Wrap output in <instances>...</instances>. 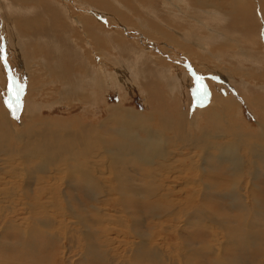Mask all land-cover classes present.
Instances as JSON below:
<instances>
[{
    "label": "bare ground",
    "instance_id": "bare-ground-1",
    "mask_svg": "<svg viewBox=\"0 0 264 264\" xmlns=\"http://www.w3.org/2000/svg\"><path fill=\"white\" fill-rule=\"evenodd\" d=\"M56 1L59 2L61 6H56ZM156 1L159 2L158 0H80L78 4L84 9H90L92 11L95 10L97 14H103L105 18H115V15H118L129 26L131 24H129L130 20L135 22L138 20L137 16L141 14L140 12L142 10H149L150 14L155 13L154 10H158L156 7ZM208 1L210 0H185L184 3L190 7V11L206 13L205 11L212 10V8L208 7ZM216 1L224 2V8L231 10L229 14L232 19L236 16L237 18L244 20V13H246L249 7H251L245 2L246 0ZM0 2L6 6L5 10L7 13L15 12L18 14L19 18H22V16L26 18L23 22L24 25L22 26L24 27L25 31H30L27 37L20 40L16 34V31L11 30L9 31V34L7 32L6 35L12 36H9L7 39L5 38L7 51L10 50V52L20 60V65L22 64L23 59L21 53L25 49L24 42L27 44V52L31 57L32 55L30 52L32 50L33 53H35L37 50L46 51V49H50L51 52L55 54H60L59 52H61V49H64V51L67 49L68 52L71 51L70 46H68L67 43L65 46L61 44L60 41L58 42L56 39L47 37L49 32L50 34H57L56 32L60 30L61 33L59 34L62 35L63 33L65 35L63 37H66L67 42L71 41V43H73L72 38L74 36L72 27L74 26H71L69 23L78 26L83 32L87 31L84 33H86V37H91V43L93 42L98 55L100 54L105 57L108 55L107 53H104L105 48L102 49L104 46L101 47L100 40L96 36V31L105 30L106 28L103 27L104 25L102 26V21L98 20L99 18L96 19L84 13L78 14V12H75L77 14L76 15L67 4H64L58 0H0ZM95 2L99 3V5L102 3V9L98 8L99 6L96 7L98 4L96 5ZM256 2L258 3V7L260 6V12L263 14L262 20L264 21V0H257ZM48 3H51V6ZM92 3H95L96 6L92 5ZM161 4L163 6L166 3L161 0ZM110 7L111 11L109 13L106 9ZM201 7H204L205 11L200 10ZM121 9H125L126 12L123 13L124 10L122 11ZM38 10L42 11L43 16H38ZM164 12L165 11L162 10V15ZM164 17L167 18V16H163L161 19L150 18L144 20L141 17L139 18L143 23L142 25L145 27L144 29L148 30L149 36L152 38L159 41L164 40L174 43L176 38L174 36L179 35L180 42L175 43H177V46L180 48H186L187 45L183 44L187 42L184 36L187 34V32L182 33L176 26L185 19L180 20L176 17L168 16V19L170 18L171 23H174V25L164 19ZM246 18L248 19V24L245 25L250 39L245 37L243 42L245 46L248 47L247 49L250 52L251 50L253 51V62L250 63L252 67H256L258 69L259 64H263L262 62H264V47L262 46L261 41L259 42L257 39H255L256 36H254V34H256L257 37H259L261 30L260 27L256 26L259 21L256 16H253L252 18ZM121 19L120 22H122ZM51 25L53 27H51ZM212 29L209 28V31ZM213 30L212 32H214ZM153 31L159 32V35H156L155 33L153 34ZM252 32L255 33L251 35ZM106 34H108L107 36L109 39H114L116 38L115 36H117V38H121L118 34L111 33V31H107ZM214 36L215 35L208 33L207 37H203V39H197L195 41L194 34H191L190 39L193 42L192 44L199 49L198 53L201 55V57L202 55H205L209 56L210 58L215 56L216 58V56H222L226 53L222 49V43L220 41L217 42ZM44 39L48 40L46 46L42 45V40ZM107 39L108 38H106V41L102 40L106 46L110 43ZM114 43L118 44L122 51L125 49V53L126 50L128 51L129 49V52L132 53L133 56L136 55L135 59L138 60L139 64L132 60V64H130L131 67H129L128 64V67L130 68L129 71L136 74L134 70L139 69L143 71L142 75L145 77L150 74L144 68H146L145 66H147L151 60L153 62L154 59L151 57H144L143 59V56H145V51H139L137 54H135L134 51L142 50L135 43V45L132 44L129 46L130 48L128 45L124 44L122 47V40H114L111 41L110 44ZM210 46H216L215 51H212ZM257 49H259V52L256 51ZM191 52L193 53V51ZM246 52L248 54V51ZM71 54L72 52L70 55ZM83 54L84 52L81 51V55ZM193 54L195 57L194 61H196L198 65H201V61L207 60L209 62L210 60L207 57V59L202 60L203 58H200V56L196 55L195 53ZM45 56L46 53L43 54V57ZM24 57L26 59L27 66L32 63V60L30 61L29 57ZM67 58H71V56ZM83 59L85 60V56H83ZM215 61L217 60L215 59ZM127 62H129V60ZM238 62L245 64L246 62H249V60L247 58H243L238 60ZM44 63L46 66L50 65L52 69H54L53 72H49V75L45 74L46 77L49 76V79L51 77L53 79L51 80L52 82H49V84L55 82L63 84L62 81L64 77L62 75L64 74V71H62L63 64L61 60H47L44 61ZM91 63L92 64H87L90 69H87V73L85 72L86 79L84 78L85 81H87L91 79L90 77L92 74L95 73L97 76L96 79L88 81H91L90 84H87V86H90L89 88L91 89L86 87L83 88L84 90L78 91V88L76 89L74 86H70L68 80H65L64 82H67L68 86L70 87H62L63 89L59 93L61 99L64 100L66 97L72 95L73 92L76 91L77 95L81 96L82 102L87 103L86 106L89 109H95L96 105H104L106 103L105 96L106 92L108 91H106L105 87H103L104 85L101 77L102 75L96 71L99 65L96 64L94 59H92ZM159 63L160 62L156 61L157 65H154V63L152 64L153 69L155 70L153 73H155L159 81H155L152 86H149L150 91L154 90L153 92L157 94L159 98H162V91L160 90L161 88H159V83L160 81L162 82L166 80V86H168L167 88H169L170 91H173V93L179 94L181 97H183V99H186L185 97L189 96L187 93L186 84L189 83V81H192V79H190L188 74L180 73V70L178 71L175 66H168L166 64ZM1 68H3V65L1 64L0 60V69ZM123 68L128 69L124 67V65ZM147 69H149V67ZM60 70L63 74L60 72ZM108 72H110V70ZM162 72H165L167 75H165V73L161 75ZM36 73L39 75L42 72H35V74H31L32 79L31 81H28V88L26 87V90L28 89V91H25L26 93L28 92L27 95L30 94L31 91H38L34 89L36 82L33 77H36ZM60 75L63 77V79ZM83 75L85 76V74ZM58 76L59 78L57 79ZM67 76L68 75L66 74L65 78ZM129 78L130 76L128 77V80ZM107 79L110 83V85L108 84L109 88L112 85V87H115V83L120 88H123L121 81L124 82V86L128 84L124 78L122 79V77V80H117L116 76H114V78L109 76ZM135 80L132 82V84H130V86L132 85L134 87V85L137 83ZM251 85L254 88L260 84L255 82V85ZM247 89L248 88H246V90ZM261 89L264 91L263 86ZM215 91L211 100H209L207 103L205 102L206 104L209 103V105L204 106V104L194 117L193 125L195 128L194 136H197L196 140H189L190 138H186V136L191 135L188 134L186 130L188 115L187 113L185 114L183 112L184 109L180 110L179 108H174L167 112L165 110L157 111L156 109L159 107H151L150 115L143 116L141 114L134 113L131 108L127 109L124 104L126 101L124 98L122 103L120 102L119 104L107 107V117L103 120L100 119L101 121L96 120L95 122H91L89 124H83L79 121L81 119H77L80 127L76 131L72 128L74 125L69 124V121H62V123L59 125L55 124V122L52 123L50 121H45L46 119L39 120V117H36L37 115L40 116V113L36 112L38 110V105H36L37 103H29L32 108V113L31 115H28V120L25 119V121H23L21 128L15 127V120L11 113L8 111L6 113H1L0 223L3 221L2 225L6 223L7 224L0 229V253L2 249L6 247L2 242V239L5 238V235H9L12 230L19 234H23L24 236L26 235L25 237L30 240L28 241L26 248L23 245L25 248L24 254H33L35 248L32 246L31 241L37 242L38 245V241L36 239L43 233L45 236V230H48L50 232V239L48 241L51 240V243L48 244L47 250L52 253L55 252L58 246L61 244V247L67 248L70 253H75V251L78 252L79 250H85L88 258L94 257L97 254V251L100 250L102 252L101 257L99 258L101 263L107 258L106 261L110 262L111 264H149L150 252H153L156 253L155 258L160 263L164 264L166 261H170L172 257L171 253L165 254L164 250L166 248L163 250L162 244L160 245V242L162 243L165 237L162 236L161 239L160 237L156 239V236L152 237L153 232L150 230V228H145L148 231H145L143 227L140 229L144 211H148L151 218H156L155 221H158L161 224L163 217L171 218L174 216L175 218V216H180V218H177L182 220L189 214L194 213L202 220V223L198 226L203 228L205 227L207 232H211L215 241L220 244L221 249L229 250L235 259L241 261L242 264H251L245 260L246 256L244 258V255H248L252 258V253L249 251V249L253 246H257L264 235V231L262 230L264 220V209L262 207L264 204V185L260 186L258 183L260 180V173L264 174V97L257 95V105L261 112V116L260 114V117L258 116L259 122L256 129L257 131L249 136L245 133L243 134L236 132L237 134H233L231 136L240 137L236 138V140L231 138L233 141L230 143L226 142V136H228V129L226 130V126L229 125L228 120L230 121L232 119V114L229 116L227 121L224 119V115L227 112V109L233 113L235 112L236 115L234 116L238 118L239 114L241 113L237 111L235 104V107L232 106L233 104H230L232 102L229 101V98L225 97L226 95H223L225 97V102H223V99L219 98L221 97L220 94L222 93L221 89L219 91L217 90V93ZM125 94H127V92H125ZM151 94L150 96L148 94V97L152 98ZM126 97H128V94ZM30 99L33 101L32 98ZM219 99L223 101H219ZM25 102H29V100H25ZM107 104L108 103H106V105ZM221 104L223 106L225 105L224 108H226V112L220 110L224 115L222 116L218 114V116L216 111L218 110L217 108L221 106ZM150 106L151 102L148 104V109ZM42 107L44 106L42 105ZM40 108L41 107L39 106V109ZM200 117L204 118V121L200 120ZM36 120L39 121L36 122ZM114 126H119L118 132L126 142H131L134 140V144H131V146L138 153L139 160L135 177L132 179H127L117 172L116 169L118 165L120 162H123V152L116 148L112 143H109V138L104 135V132L107 129ZM138 132H141L144 135L140 136ZM214 138H221L220 140L223 141H219L218 143L210 142ZM109 144L110 150L108 149ZM120 145L122 146V144ZM242 145H244V148L247 146L246 148L249 152L248 157H245L241 154ZM212 150H216L217 152L215 151V153ZM186 151L188 153H186ZM37 160L41 161V164L38 166V170L44 174V180L32 182L33 176L36 174L37 170L35 171L31 169L29 165L34 163L38 165ZM216 164L219 165L215 166ZM258 166L260 168H258ZM223 167H225V170L222 173ZM144 169L149 172L147 180L142 179L141 172ZM5 178H9L10 181L6 180ZM23 186L26 187V190ZM71 186L77 190H79L81 187L87 188L88 193L86 200L91 202L96 200L98 202V207H95V211L100 214L98 215L102 221H99L100 225L105 224V227H111L117 231L126 229L129 235L131 237L133 236L131 240H129L130 238H126L127 241H125V249L122 254L120 253V255H117V257L111 256L110 253L113 252L114 249L112 248V244L109 242L110 236L106 235L107 233L104 230L103 231L105 233H102L104 235L101 236L100 242V236H97L99 232H96V226L100 225L96 224V219H93L92 221V214L89 212V208H86L84 204L82 205L80 201L77 203L71 201L72 197L68 193V188ZM30 188L32 189L30 190ZM109 189L113 190V192H110ZM224 192H226L227 195H230V199L232 198V205L230 204L232 208L237 209L238 213L240 212V215L242 214L241 219H243V223L240 226L236 225V216L233 217L228 215L227 217L226 213L221 208V204L219 202L220 199L223 198ZM74 197L79 199L78 196ZM113 197H117L115 201L117 202L120 209L118 211L117 209H112V213H108L111 207V205L109 206L110 201L114 200ZM142 198H147V202H139V200ZM9 200L13 201L7 211L6 204ZM192 203H197V205L194 206ZM7 220L9 222H7ZM70 220L72 221L70 222ZM114 221L119 222V224H117L115 227L111 225ZM55 224L59 227L63 225L67 230L70 228L71 231L68 234H75V239L72 240L71 235L68 237L66 231H61L58 233L56 230L58 234L57 235L52 231L53 225ZM188 225L192 228L194 227V225L190 223H188ZM180 231L181 228H176L177 234ZM216 233L219 234V237L216 235ZM54 236L59 240L57 243L55 240L51 239V237ZM87 236L89 238H87ZM44 238H46V236ZM19 239L21 238L19 237ZM67 239L69 242L67 245H65ZM185 239L186 238L183 239L185 242H183L184 244L182 246V250L188 251L193 249L194 246L191 244V242ZM128 241L130 243H128ZM152 243L154 244V247ZM95 244L97 245L96 251L88 248L92 245L94 247ZM179 248L180 246L178 245L177 250ZM38 249H40V247ZM213 251L216 256H221L220 248L218 250L214 248ZM61 254L62 260L65 262V264H73L72 259L68 255L65 256V253L60 252V255ZM254 257L253 259H255ZM77 258L80 259L79 257ZM77 261L75 262L73 260V262L76 264L83 263L82 260H79L78 262ZM177 263L185 264L181 259H178L176 264ZM191 264L205 263L200 256L194 258ZM262 264H264V261Z\"/></svg>",
    "mask_w": 264,
    "mask_h": 264
},
{
    "label": "rangeland",
    "instance_id": "rangeland-1",
    "mask_svg": "<svg viewBox=\"0 0 264 264\" xmlns=\"http://www.w3.org/2000/svg\"><path fill=\"white\" fill-rule=\"evenodd\" d=\"M58 1H60L64 4H67L72 9V11L74 13L75 12H78V14L84 13L86 15L93 17V18H96V19L99 18L98 20L102 21L101 22L102 26L104 25L103 27L104 28L106 27V28H105V30H99L100 32L96 31V36L100 40L101 47L104 46V47H102V49L105 48L104 53L105 54L107 53L108 55H106V57L103 55H100V54L98 55L96 53V48L94 47L93 42L91 43V41H92L91 37L90 36L86 37L87 35H86V33H84L87 31L83 32V31H81L82 29L80 28L81 29L80 30L78 26H75V25L69 23L71 26H74V27H72L73 28L72 29L73 30V36H74L72 38V40H73L74 44L71 43V41L67 42L66 37H63L65 35L63 33H62V35L59 34V33H61V31L58 29H57L58 31L56 32L57 34H55V33L50 34V32H49V35H47V37H51L53 39H56L58 42L60 41L61 44L65 45V46L67 43V45L70 46L71 51H69V52L70 53L72 52L71 55L67 51V49L65 51H64V49H61V52H59L60 54L52 53L50 49H46V51H38L37 50V51H35V53H33V50H32L30 52V54L32 55V57H31L29 55V53L27 52V44L24 42L25 49L21 53L23 59H22V64L20 65V63H19L20 60L17 59V57L13 53H11L10 50L7 51L6 39L12 35H6V33L8 32V34H9V31L15 30L16 34L20 40L27 37L29 35L30 31H25L24 27L22 26V25H24L23 22L26 18H24L23 16H22V18H19L18 14L15 12L7 13L5 10L6 6H4L0 2V51H1L0 60H1V64L3 65V68L0 69V96H1L0 97V114L4 113V112L6 113L7 111L9 113H11L12 117L15 120L14 125L16 128H21L23 121H25V119L28 118V115H31L32 108L29 105V103H33V104L37 103L36 105H38V110L36 112L40 113V116L37 115L36 117H39V120H41V119L45 120L46 119L45 121H50L52 123L55 122V124H59V125L62 123V121H69V124L74 125L72 128L76 131L80 127V124H79L77 119H81L79 121L83 124H89L91 122H95L96 120L101 121L107 117V114H108L107 107L115 105V104H119L120 102L122 103L123 98H124L126 100L124 102V104H125L127 109L131 108L134 111V113L141 114L143 116L150 115V108L151 107H153V108L159 107L156 109L157 111H160V110L164 111L165 110L167 112L171 111L174 108H179L180 110L181 109L185 110V108H186L185 111L183 110V112L185 114L187 113V115H188V119H187L188 122L186 125V130H187L188 134L191 135V136H186V138L188 137V138H190L189 140H193V139L196 140L197 136H194L195 128L193 125L194 117L196 116V114L198 113L200 108L203 107L204 104H205L204 106L209 105V103L208 104H206V103L209 100H211L213 93L215 91V88L217 87L216 91H215L216 93L220 89L222 90V93L220 94L221 97H219V98H221L223 100L225 99V97L229 98L230 99L229 101L232 103H230V102H228V103H230L231 105L233 104L232 106H234V104H235L236 107L235 106L234 107L237 109V111L239 113H241V114H239V118H238V117L234 116V115H236L235 112L233 113L229 109L226 110V108H224L225 105L223 106L221 104V106H219V108H217L218 109L216 111L217 115L218 114L222 115V116L224 115L220 110H223L224 112L227 111L224 115L225 118L223 117L226 121L229 118V116L232 114V119L230 121L228 120L229 125L230 124L231 125L226 126V130L228 129L227 135L229 136V137L226 136L227 137L226 142L231 143L233 140H236V138L240 137V136H231L233 134H237V133H243L244 134L245 133L249 136L251 134H254V132L257 131L256 129L258 126L259 117L261 116V112H260L259 107L257 105V95L264 97V93H263L264 91L261 89L262 86L264 87V71H263L264 70V62H262L263 64H259L258 69L256 67H252L250 62H253V57H254L253 51L251 50V52H250L247 49L248 47H246L244 42H243L245 40V37H247V39H250L249 34L246 30V25H245V24H248V19L246 17L252 18L253 16H256L258 18V21H259L256 24V26L260 27L261 31H260L259 37H257L256 34H254L255 32H252L251 35L254 34V36H256L255 39H257L259 42L261 41V44L264 47V21L262 20L263 14L260 12V6L258 7V3L256 2L257 0H246L245 1L251 7H249L248 11H246V13H244V20H242L241 18H237L236 16L232 19V17H230V14H229L231 12V10H227V8L225 9L224 8V2H221V1H216V0L208 1L209 2L208 7L212 8V10L205 11L204 7L203 8L201 7L200 10L205 11L206 13H202V12L200 13L199 11H190V7L184 3L185 0H170V1L162 0L166 3L163 6L161 4V0H158L159 2L156 1V7L158 8V10H154L155 13L150 14L149 10H146L147 12L145 10H142L140 12L141 14H139L137 16L138 20L136 22L133 20L132 21L130 20V22H129V20H128L129 24L131 23L130 25L133 28H131L130 25L128 26V24L125 23L118 15H115V18H111V17L105 18L103 16V14L102 15L97 14L94 10L92 11L90 9L82 8L78 4V2H80V0H67V1L66 0H58ZM201 1H203V0H201ZM95 3H96V5L97 4L98 5L96 6ZM95 3H92V5H94L96 7L99 6L98 8L102 9V3H100V5L97 2H95ZM26 4H27V2H26ZM48 4L51 6V3H48ZM55 4H56V6H61V4L57 1L55 2ZM158 5H159V7H158ZM113 6H115V5H113ZM161 8L163 11H165L163 15H162ZM206 9H208V8H206ZM106 10H108V12L110 13L111 7L107 8ZM121 10L122 11L124 10L123 13L126 12L125 9H121ZM87 11H88V13H87ZM207 12H209V13H207ZM37 13H38V16H40V17L43 16L42 11L38 10ZM163 16H167V18L164 17V19H166L170 23H171V19L170 18L168 19V16L176 17L180 20L185 19L183 22H181L180 24H178L176 26L179 28V30L182 33L187 32V34L184 35L185 40L187 42H185L183 44V45H187L186 48H180L179 46H177V43H175V42H180V36L179 35L174 36V37H176L174 43H171L169 41H164V40L159 41V40L152 38L151 36H149L148 30L144 29L145 27L142 25L143 23L141 22V19L139 18V17H141L144 20L150 19V18L151 19H161V17H163ZM120 19L122 20V22H120ZM171 24H174V23H171ZM51 27H53V26L51 25ZM209 28L210 29L213 28L214 30L213 29L212 30L214 32H212V30L209 31ZM139 30H141V31H139ZM107 31H111V33H113V34H118L119 37H121V38H117V36H115L116 38H114V39L110 38L109 39V37L107 36L108 34H106ZM154 33L156 35H159V32L153 31V34ZM208 33H211V35H215L214 37H215L216 41L217 42L220 41L222 43V46H223L222 49L226 52L225 54H223L222 56H218V57L216 56V58H215V56L210 58L209 56H205V55L204 56L202 55V57H201V55L198 53L199 49L192 44L193 42L190 39V36H191V34H194V36H195L194 40L196 41L197 39L200 40V39H203V37H207ZM82 37H84L85 39ZM106 38H108L107 40H109L110 43H111V41H114V40H122V42H123V43H121L122 47H123V44L128 45V47L131 46L132 44L133 45L136 44L142 50L134 51L135 54H137L139 51H145V56H143V59H144V57H146V58L151 57L154 59L153 62L151 60L148 65L146 64L147 66H145L146 68H144L150 74L145 77L144 75H142L143 71H141L139 69L134 70L137 75L134 72L132 73L131 71H129L130 70L129 67H131L130 64H132V60L135 61L137 64H139L138 60L135 59L136 55L133 56V54L129 52V49H128V51L126 50V53H125V49L122 51L121 47L116 43H114V44L109 43V45H107V46L104 45L102 40L106 41ZM85 41L88 43V45ZM47 42H48V40H45V39L42 40V45L46 46ZM240 42H242V43H240ZM216 46L215 47L210 46L211 47L210 49L212 51H215ZM134 47H136V46H134ZM192 47H193V49H192ZM80 50L84 52L83 55H81ZM134 50H135V48H134ZM191 51H193V53H195L196 55L200 56V58H203L202 60L209 58L211 61L209 60V62H208L207 60H204V61H201L202 62L201 65H198V63H196V61H194L195 57ZM246 51H248L249 55L247 54ZM256 51L259 52V49H257ZM12 52H13V50H12ZM44 53H46L45 57H43ZM214 53H217V52H214ZM23 55L29 57L30 61L32 60V63H30L28 66H27L26 59ZM70 56H71V58H67ZM83 56H85V60L83 59ZM243 58H247L249 60V62H246L245 64L242 62H238V60L243 59ZM67 59H69V60H67ZM92 59H94L96 61V64L99 65V67L97 68L98 70L96 69V71L102 75L101 77L103 80V85H104L103 87H105L106 91H108V92H106V96H105V100H106V103H108L107 104L108 106L106 105V103L104 104L106 107L103 104H100V105L98 104V105H96L95 109H89L86 106L87 103L82 102L81 96L77 95L76 91L73 92L72 95L66 97L64 100L61 99L59 93L63 89L62 88L63 86L70 87L72 85L76 89L78 88V91L84 90L83 88H86V87L88 89H91V88H89L90 86H87V84L88 83L90 84L91 81L90 82H88V81L96 79L97 76L93 72L94 74H92V76L90 77L91 79L85 81V79H86L85 77H86L87 69H90L87 64L88 63L92 64L91 63ZM215 59L217 61H215ZM47 60L48 61L49 60H51V61L52 60L53 61L54 60H56V61L61 60V62L63 64L62 65V67H63L62 71H64L63 73L65 74L64 75L60 70V72L63 74L62 76L64 77V79H63V77L60 75L61 78L63 79V81L61 79L63 84H59V82L49 84V82H52L51 80H53V79H52V77L49 79V76L46 77L45 74L49 75V72H53L54 69H52V67L50 65H48V66L45 65L44 61H47ZM128 60H129V62H127ZM156 61L160 62L159 64L162 63V64H166L168 66L169 65L175 66L178 69V71L180 70L179 71L180 73H182V74L186 73V74H188L190 79H192V81L188 80L189 83L186 84L187 93L189 95V96L187 95L188 97H185L186 99H183V97H181L179 94H176V93H173V91H170V89L167 88L168 86H166V80H164L162 82L160 81V83H159V85H160L159 88H161L160 90L162 91V98H159V96L153 92L154 90L150 91L149 86H152V84L155 81H159L157 79L158 77L155 75V73H153V72H155V70L153 69L152 64L154 63V65H155ZM263 61H264V59H263ZM128 64H129V67H128ZM123 65H124V67H126L128 69H124ZM261 66H263V67H261ZM47 67H48V69H47ZM148 67H149V69H147ZM42 68H44V69H42ZM158 69H159V66H158ZM109 70H110V72H108ZM239 70H242L243 72L239 71ZM235 71H237V72H235ZM253 71H254V73H253ZM35 72H42L39 75H38V73H36V77H33V79H35V82H36L35 84L38 85V86L35 85L34 89H36L38 91L37 92L31 91V93L27 95L28 92L26 93L25 91H28V89L26 90V87L28 88V83H29L28 81L29 80L31 81V79H32L31 74H33V73L35 74ZM239 72H240V74H239ZM90 73H92V72H90ZM139 73H141V74H139ZM163 73H165V72H162L161 75ZM1 74H3V75H1ZM66 74L68 76L65 78ZM83 74H85V76ZM120 75H121L122 79L124 78L128 84L127 85L125 84L126 86H124L123 85L124 82L121 81L123 88H120L116 83H115V87H112L113 86L112 85L109 88L108 86L110 85V83H109L107 77L112 76L114 78V76H116L117 80H119V79H121ZM165 75H167V74L165 73ZM77 76H78V78H77ZM129 76H130V78L128 80ZM144 77H145V79H144ZM232 77H234V78H232ZM58 78H59V76L57 77V79ZM3 80H5V81H3ZM55 80H56V78H55ZM65 80H68V82L70 83V86H68L67 82H64ZM77 80H79V81H77ZM134 80L137 81V83L134 85V87L132 85L130 86V84H132V82H134ZM255 82H257L260 85L255 86L253 88L251 84L255 85ZM106 84H107V86H106ZM244 84H245V86H244ZM127 86H128V88H127ZM106 87H108V88H106ZM124 87H126V88H124ZM245 87L248 89L246 90ZM122 90H124V91H122ZM125 92H127L128 97H126L127 94H125ZM148 94H149V96L151 94L152 98L148 97ZM123 95H124V97H123ZM223 95L224 96L226 95V96L224 97ZM251 97L253 100L251 99ZM30 98H32L33 101ZM206 98H207V100H206ZM1 99L2 100L4 99V100L2 101ZM249 99H251L252 101ZM25 100H29V102H25ZM223 100L219 99V101H223ZM232 100H235V101L238 100V101L235 102ZM150 102H151V106L148 109V104ZM152 102H153V104H152ZM223 102H225V100ZM42 105L44 107H42ZM39 106L41 107L40 109H39ZM259 114H260V116H259ZM89 118H91V119H89ZM200 118H201L200 120L204 121L203 120L204 118H202V117H200ZM233 120H234V123H233ZM38 121L36 120V122H38ZM118 130H119V126L111 127L104 132V135L109 138V143H112L116 148L120 149L123 152V154H122L123 162L122 163L120 162V164L118 165V167L116 169L117 172L127 179H132L133 177H135V173H136L137 165H138V160H139V155L136 152V150L134 148H132V146H131V144H134V140H132L131 142H126L121 137ZM138 133L140 136L144 135L141 132H138ZM213 137H216V136H213ZM219 137H221V136H219ZM241 137H243V136H241ZM231 138L232 139L234 138V139L232 140ZM218 139L217 138H214L213 140L210 139V140H212L210 142L218 143L219 141H221V142L223 141V140H220L221 138H218ZM120 144H122V146ZM246 147L244 148V145H242V148H241L242 153L241 152H239V153H241L245 157L246 156L248 157L249 152H248V149ZM108 149L110 150V144L108 146ZM245 150L248 154L245 152ZM212 151L215 152L216 150H212ZM214 152H211V153H214ZM186 153H188V152L186 151ZM244 154H247V155H244ZM37 161H38V165H36V163L29 165V167L31 169H33L35 171L37 170L36 174L33 176L32 182H34V181L39 182L41 180H44V178H43L44 174H42L38 170V166L41 164V161L40 160H37ZM217 165H219V164H216L215 166H217ZM261 166H262V164H261ZM258 168H260V167L258 166ZM222 169H223V171H222V173H223L225 170V167H223ZM65 172H68V171H65ZM259 172H260V170H259ZM141 175H142V179L147 180L149 172L144 169L141 172ZM5 179L10 181L9 178H5ZM223 181H224V179H223ZM258 183L260 186L264 185V174L263 173H260V180ZM24 189L26 190V187H24ZM31 189L32 188H30V190ZM109 191L113 192V190H111V189H109ZM227 191H228V189H227ZM226 192L223 193L224 194L223 198H221L220 202H219L221 204V208L226 213L227 217H228V215L233 216V217L236 216L235 217L236 225L240 226L243 223V219H241L242 214L240 215V212L238 213L237 209L232 208L231 205H232L233 200H232V198L231 199L229 198L230 195H227ZM68 193L72 197L71 201H73L75 203L80 201L82 205L84 204V206L86 208L90 209L89 212L92 214V221H93V219L94 220L96 219L95 220L96 224H99V221L102 222L98 216L100 214H98L97 211H95L96 210L95 207H98V202L96 200L94 202L86 200L87 199V193H88L87 188L81 187L79 190H77L73 186H71L70 188H68ZM74 196H78L79 199L74 197ZM116 198L117 197H113L114 200L110 201L109 206L111 205V207H110V209H109L110 211H108V213H112V209H117V211L120 209L118 207L117 202L115 201ZM147 200H148L147 198H142L139 200V202L146 203ZM12 201L13 200H9L7 202V204H6L7 211H8L10 204L12 203ZM15 205H16V203H15ZM192 205L196 206L197 203H192ZM262 207L264 209V204ZM177 217L180 218V216H177ZM177 217L175 216V218L177 220L174 218V216H172L171 218L163 217L162 219L164 221L162 220V224H161L160 222L155 221L156 218L152 219L151 216L149 215L148 211L147 212L144 211L143 219L141 218L142 219V221H141L142 225H141L140 229H142V227H143V229H145V228L149 229L150 228V230L154 233V235L152 233V237L156 236V239H158L159 237L161 239L162 236L165 237L163 239V242L162 243L160 242V245L162 244L163 250L166 248L164 250L165 254L171 253L172 257H171L170 261H166L164 264H176L178 259H181L185 264H191L192 260L194 258L200 257V256L202 257L205 264H242L241 261L235 259V257L231 254V252L229 250L221 249L220 244H218L215 241L214 236L211 232H207V229L205 227L203 228V227L198 226L199 224L202 223V220L200 218H198V216L196 214L191 213L186 218H184L182 220H180ZM71 221L72 220H70V222ZM130 221H133V220H130ZM171 221H173V222H171ZM2 222L0 223V229L2 227L6 226V224H7L6 223V224L2 225ZM7 222H9V221L7 220ZM188 223L194 225V227L193 228L190 227L188 225ZM117 224H119V222L114 221L111 225L113 227H115V226H117ZM176 228H181V231L178 232V234L176 232ZM56 230L58 231V233L61 231H66L67 234L70 233V231H71L70 228H69V230H67L66 228H64L63 225H61L59 227L58 225L55 224V225H53L52 231L57 234ZM103 230L107 233L106 235L110 236L109 242L112 244V248L114 249L113 252H111V250H110V252H111L110 254L113 257H115V256L117 257V255H120V253L122 254L124 249H125V244H126L125 241H127L126 238H130L129 240H131L133 237V236L131 237L129 235V233L127 232L126 229L117 231V230L112 229L111 227L110 228L105 227V224H102L100 226H96V232H99L97 234V236L98 235L100 236V242H101V236L104 235L102 233H105ZM262 230L264 231V220H263ZM129 231H130V228H129ZM145 231H148V230L145 229ZM151 231H149V232H151ZM217 232H219V231H217ZM111 233H113V234H111ZM49 234H50V232L48 230H45L46 238H44L45 237L44 233L41 234V236H38V238L36 239L38 241V245H37V242L34 241L35 242L34 243L31 241L32 246H34V248H35L34 253L33 254L32 253H25L24 254V250L28 244V241H30V240H28L25 237L26 235L24 236L23 234H19V233L15 232L14 230H12V232L9 235H5L6 239L5 238L2 239V242L5 244L6 247H4L0 253V260H1L0 264H65V262H63V260H62V257H61L62 254L60 255V252L65 253L64 254L65 256L68 255L72 259L73 264H76L75 262L77 260L78 261L82 260V262H83L82 264H111L110 262L106 261L107 258L104 261H102V263H101V260L99 258L101 257L102 252L100 250L97 251V254L94 257L88 258L85 250H79L78 252L75 251V253H70L67 248H62L61 244H60L58 246L57 250L52 253V252L47 250L48 244L51 243V240L48 241L50 239ZM69 235L72 236V240L75 239L74 238L75 234H73V233L68 234V237H69ZM178 235L179 236L181 235V236L179 237ZM216 235L219 237L218 233H216ZM47 236H49V237H47ZM19 237L21 239H19ZM177 237H179V238H177ZM87 238H89V237L87 236ZM184 238H186L185 240H188L189 242H191V244L194 246L193 249L188 250V251L182 250V246L184 244L183 242H185V241H183ZM263 238H264V235L262 236L261 241L259 242V244L257 246H253L249 249V251L252 253V258L248 255H244V258L246 256L245 260L247 262H249L251 264H262V262L264 261V239ZM51 239L55 240L56 243L59 241L58 238H55V236L51 237ZM165 240H166V242H165ZM8 242L10 245L8 244ZM68 242H69V240L67 239L65 242V245H67ZM128 243H130V242L128 241ZM7 244H8V246H7ZM23 245L25 246V248ZM178 245L180 246V248L177 250ZM38 246L40 247V249H38L39 248ZM153 247H154V244H153ZM88 248L96 251L97 245L95 244L94 247L92 245L91 247H88ZM214 248L217 250L220 248V252H221L222 257L221 256L218 257L214 254V251H213ZM31 249H32V247H31ZM74 255H76L80 259H78ZM1 256H2V258H1ZM155 256H156V253L150 252L149 264H162L155 258ZM74 257H76V258H74ZM253 257L255 259H253ZM73 260L75 262H73ZM103 262H105V263H103Z\"/></svg>",
    "mask_w": 264,
    "mask_h": 264
},
{
    "label": "crops",
    "instance_id": "crops-1",
    "mask_svg": "<svg viewBox=\"0 0 264 264\" xmlns=\"http://www.w3.org/2000/svg\"><path fill=\"white\" fill-rule=\"evenodd\" d=\"M95 11V10H94Z\"/></svg>",
    "mask_w": 264,
    "mask_h": 264
}]
</instances>
